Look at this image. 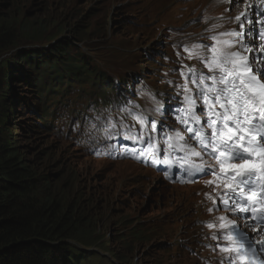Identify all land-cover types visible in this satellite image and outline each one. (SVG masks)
I'll return each mask as SVG.
<instances>
[{
    "label": "snow or ice",
    "instance_id": "snow-or-ice-1",
    "mask_svg": "<svg viewBox=\"0 0 264 264\" xmlns=\"http://www.w3.org/2000/svg\"><path fill=\"white\" fill-rule=\"evenodd\" d=\"M237 2L245 0H230L232 4ZM253 6L264 9V0L259 3L247 0L246 10L233 17L236 29L209 37L214 43L205 46L209 55L202 58L207 74L188 68L186 80L196 86V94H192L187 83L183 86V106L178 109L177 120L190 136L186 138L179 130L166 134L164 149L168 153L179 151L182 156L174 160L165 157L162 161L155 158L157 146L151 133L156 131V124L149 122L143 112L136 111V106L126 111L140 128L134 132L130 125L121 123V127L133 145L147 140L148 148L137 152L125 145L121 152L112 145L118 155L151 158L153 164L176 163L190 177L208 173L217 177L207 183L222 184L217 193L220 205L242 221L238 223L229 215H221L207 222L208 228L216 230L212 239L217 241L216 248L224 253L227 264H264V238L255 240L246 230L247 227L256 234L264 232V19L250 16L247 9ZM259 14L264 15V11ZM256 24L261 27L254 37ZM197 48L198 45L194 46V50ZM198 107L203 117L197 114ZM145 127L150 130L147 137L143 135ZM109 128L116 131L115 125L106 124L105 131ZM205 155L212 157L216 165L194 162L193 158L203 161ZM205 195L211 198L210 194ZM213 207H217L215 200Z\"/></svg>",
    "mask_w": 264,
    "mask_h": 264
},
{
    "label": "trees",
    "instance_id": "trees-1",
    "mask_svg": "<svg viewBox=\"0 0 264 264\" xmlns=\"http://www.w3.org/2000/svg\"><path fill=\"white\" fill-rule=\"evenodd\" d=\"M19 1L22 0H0V9H3L0 11V54L6 52L14 57L0 63V264H67L71 259L69 240L84 239L99 244L100 239L94 233L97 223L93 224L95 217L87 213L92 211L91 206H85V200L80 195L76 198L78 193L73 191L75 171L67 167L69 177L66 178L60 171L51 173L54 157L51 152L49 155L48 150L42 151L48 154L47 159L33 162L21 145L11 141L4 124L11 89L6 91V84L3 85L4 77L10 75L3 72L6 67L7 70L17 65L21 68L22 64L14 63L18 57L26 66H37L36 55L40 49L34 43L38 39H57L62 31L72 27L84 35L86 28L78 22L56 23L54 15V18L39 15L21 19L17 12L10 10V5L16 6ZM26 41L32 44L23 53L22 44ZM61 49L55 45L52 51Z\"/></svg>",
    "mask_w": 264,
    "mask_h": 264
},
{
    "label": "rangeland",
    "instance_id": "rangeland-1",
    "mask_svg": "<svg viewBox=\"0 0 264 264\" xmlns=\"http://www.w3.org/2000/svg\"><path fill=\"white\" fill-rule=\"evenodd\" d=\"M52 2V7L48 6L49 2ZM125 0H22L19 1L16 6L10 5V10H13L17 12L18 17L21 19H26L32 16H39L41 15L42 17L44 16H49V15H57L56 16V21H64L65 19L69 20L70 17H78L80 14H83L86 12V15H91V11L93 12V15H95L96 18L100 17L102 15L107 14L111 12V10H117L119 8H123V5H120V2H123ZM69 2V3H68ZM61 3L63 5H61ZM170 9L167 11V14L170 16V18L173 21V12H174V7L171 5L169 7ZM3 9L1 8L0 11ZM8 13V12H7ZM6 13V14H7ZM86 17V16H85ZM86 19V18H85ZM66 20V21H67ZM93 20L88 19L89 25L93 26ZM85 21V20H84ZM174 22V21H173ZM85 28V26H84ZM116 30V29H115ZM68 29L63 33H67ZM115 32V31H114ZM62 34V35H63ZM52 36V35H51ZM118 37H123L127 38L125 34L118 36ZM153 37V36H152ZM150 39L149 37L146 38V40ZM102 43V41H96L91 43L93 46L90 51L92 53H95L96 59L99 61H103L105 58V55L103 53V48L99 47V45ZM13 52V51H12ZM16 51H14L15 53ZM4 54V53H1ZM0 54V63H5L8 55V53H5L4 58H1ZM8 67H6V70ZM12 72V70H11ZM5 82H3V85L6 84L5 87H7L6 91L8 89H16L18 86H16V83L12 82V78H8V76L4 77ZM10 91V90H9ZM14 96V94H12ZM24 119L22 114L20 113V110L18 108V105L16 102H14V108L8 111L7 119L4 122L6 127L8 128V132L10 133V138L12 139L11 141L17 142L19 145H21V148H25L24 152L26 155H29V159L33 162L39 161L41 158H44V160L47 159V157H44L45 155H51L53 156L54 150L59 149V153L56 156V158H59L60 155L62 156V152L64 153L63 156L67 158V160L70 162L72 165L73 171L76 169H80L83 167V171L79 174L78 171L76 172L80 183L83 180V183L80 184L79 190L85 191L81 192L84 194V199H85V206H93L95 205V201H99V205L97 210L99 212V216L96 218L95 216L98 215V212L96 211L93 213L92 211L89 212L87 211L88 214H92V218L95 217V220H93V224L97 223L98 229L100 228H105V231L101 230V236L107 235L108 237H111V234H113L114 231V225H115V220H121L122 223L131 225L134 223L135 219L142 220L143 223L151 228L154 223L155 219H157L158 211H155L153 209L149 208V201L153 197L154 191H151L145 195L140 196V200L136 201L133 199L135 198V190L137 188L133 189V185L127 182L129 178L132 176H135L138 171L135 167L128 166L124 163H110V164H96L94 161L89 162V161H84L87 169L82 162L81 156L77 154V151L72 149V145L70 146L67 144L65 141H62L60 139L53 140L51 136L45 138H37L35 132H22L19 131V126L20 124L24 125L26 121L22 122L20 117ZM30 120V119H28ZM19 124V125H18ZM24 134V136H22ZM34 145V148H33ZM50 147L51 149L48 150V154H45L44 152L40 151V149ZM39 150V153H36V151ZM51 152V154H50ZM78 155L77 160L75 162L77 163L76 165L74 164L73 160V155ZM43 156V157H40ZM40 157V158H39ZM81 162V163H80ZM48 164V162H46ZM80 163V165H79ZM42 168L45 166L40 165ZM50 167V166H49ZM61 167L57 166L53 172H56L59 170ZM39 169V168H38ZM49 169V168H48ZM40 170V169H39ZM88 172V173H87ZM84 175L86 177H84ZM64 178H66V173L64 175ZM139 178V177H138ZM136 178V180H138ZM95 184H100L95 186ZM148 186H152L151 183H148ZM91 188V189H90ZM89 189L90 192H94L95 196H98L99 198H92L88 200V195L87 190ZM133 189V190H132ZM158 193L157 191H155ZM149 196V197H148ZM87 197V198H86ZM128 197V198H127ZM91 202V203H90ZM125 216H130V217H125ZM101 226V227H100ZM160 236L158 239H155L153 241H150L146 244H142L139 249L135 252L137 258L134 260V264H150L154 260L158 258L159 264L161 262V259L163 257L164 252L162 251L164 247L159 246L162 244V241H160ZM113 246L112 250L117 249V245L115 242L111 245ZM145 246L146 253H144L142 256L140 254V250ZM106 254V253H105ZM106 256V255H105ZM161 256V257H158ZM91 260L90 262H93L91 257L88 259ZM95 264H100V262H96Z\"/></svg>",
    "mask_w": 264,
    "mask_h": 264
},
{
    "label": "bare ground",
    "instance_id": "bare-ground-1",
    "mask_svg": "<svg viewBox=\"0 0 264 264\" xmlns=\"http://www.w3.org/2000/svg\"><path fill=\"white\" fill-rule=\"evenodd\" d=\"M52 2L53 1H51V2H49L48 3V6H52ZM115 11H117V10H115ZM59 39H60V37H58L57 39H53V40H50V41H48L46 44L47 45H54L57 41H59ZM79 43H81V41L79 42ZM78 43V44H79ZM160 45H162V43H161V37H160ZM19 49V48H18ZM6 60H7V58H5ZM18 65L14 68V67H10L9 68V70H7L5 73H6V75H7V73L9 72V75H10V72H11V70L12 71H15V70H17V71H21V74H25L24 73V70H22L20 67H18ZM145 67H146V64H145ZM143 76V75H142ZM141 76V77H142ZM10 77V76H9ZM8 77V78H9ZM134 78H136L134 81H132L131 83H129V86H125L124 87V89L123 90H126V92H128L129 90H134L135 88H136V86H134L133 87V85L138 81V83L139 84H141V80L142 79H140V77H134ZM16 80V79H15ZM107 81H109V79L107 80ZM106 81V82H107ZM17 90H19V88L17 89ZM19 94H20V92H19ZM19 98H21V97H16L15 98V101H18L19 100ZM166 105H168V104H166ZM168 110V109H167ZM8 113V112H7ZM7 119V118H6ZM6 119H5V121H6ZM4 121V122H5ZM19 125V124H18ZM19 131H21L22 129H24V126L22 125V124H20V126H19ZM80 128H82V127H79L78 129H80ZM22 136H24V134L22 135ZM85 136H84V133H79V134H77V135H74L73 137H72V141H80V140H82L83 138H84ZM81 138V139H80ZM77 139V140H76ZM12 140V139H11ZM15 142V141H14ZM16 143V142H15ZM70 145V144H69ZM84 145H85V143H83L82 145H81V147H84ZM71 146V145H70ZM72 147V146H71ZM33 148H34V145H33ZM21 149H24L25 150V148H21ZM49 149H51L50 147H47V148H43V149H40V151H45L46 152V150H49ZM73 150V147H72V149H71V151ZM39 152V150H37L36 151V153H38ZM60 151H59V149H55L54 150V154H53V163H52V166L50 167V169L52 168L53 169V171H54V169L57 167V166H60L61 168L59 169V170H57L56 172H59V173H62V174H64L65 175V173H66V176L67 177H69V174L67 173V167H70L71 168V171H73V169H72V165L70 164V162L67 160V158L66 157H64L63 156V152H62V156L60 155V157L59 158H56V156L58 155V153H59ZM83 153H84V155H85V157H91L92 156V154L90 153V148H89V145H88V147L86 148V149H83V151H82ZM46 157H48L47 155H45ZM77 158H78V155H73V160H74V164L76 165L77 163L75 162V160H77ZM83 163H84V165H85V167H86V169H87V166H86V164H85V162L84 161H82ZM89 162H92L93 163V159L92 160H90ZM81 163V162H80ZM80 163H79V165H80ZM53 171H51V173L53 172ZM78 171V173L80 174L82 171H83V167L82 168H80V169H76L75 168V172H77ZM88 173V172H87ZM84 177H86L85 175H84ZM84 182L85 181H87L86 179L85 180H83ZM83 181L81 182V183H83ZM76 183H77V187L79 188L80 187V180H79V178H78V176H77V174H76ZM87 183H89L88 181H87ZM98 185H100V184H95V186H96V188H97V186ZM91 189V188H90ZM81 192H85V191H83V190H81ZM87 193H89V189L87 190ZM77 196L78 195H76V198H77ZM81 197H83V196H85L84 194H82V195H80ZM87 198V197H86ZM92 198H99L98 196H95L94 195V192H90L89 193V195H88V200H90V199H92ZM133 199H134V197H133ZM91 203V202H90ZM95 203V205L93 204V206L91 205V210L93 211V213H95L96 211L98 212V215L97 216H95L96 218L99 216V212H100V210L98 211L97 210V208H98V205H99V201H95L94 202ZM101 227V226H100ZM98 227H97V225L96 226H94V233H95V231H96V229H97ZM105 231V228H104V226H103V228H101V229H99V232L98 233H96V234H99V233H101L103 230ZM102 230V231H101ZM92 232H93V229H92V231H91V237H92V239H93V236H95V235H92ZM104 237H105V235H104ZM113 237V236H112ZM90 242V243H89ZM101 243V242H100ZM108 243H109V245H112L113 244V238H111V237H109V239H108ZM68 245H69V247H68V250H69V257H71V259H72V262H73V264H95L96 262H100V261H105V251L107 252V253H112V250H110L109 249V247H105V239L102 241V243L100 244V246H98V248L95 250L94 248H93V246H96L94 243H93V241H86V240H73V239H71V240H69L68 241ZM90 246L92 247V250H90L89 248H90ZM111 249H113V246H111ZM94 250H95V252L96 253H93V254H91L92 252H94ZM92 251V252H91ZM117 254H118V252H117ZM84 255V256H83ZM111 255H114V253H112ZM91 257V259L93 260V262H90L91 260H88L89 258ZM106 257H109V256H106ZM101 258H103V259H101ZM71 259H69L68 260V263L67 264H70L71 263Z\"/></svg>",
    "mask_w": 264,
    "mask_h": 264
}]
</instances>
